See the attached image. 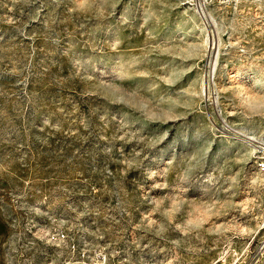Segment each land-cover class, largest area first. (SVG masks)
I'll return each instance as SVG.
<instances>
[{"label":"rangeland","instance_id":"1","mask_svg":"<svg viewBox=\"0 0 264 264\" xmlns=\"http://www.w3.org/2000/svg\"><path fill=\"white\" fill-rule=\"evenodd\" d=\"M0 264H264V0H0Z\"/></svg>","mask_w":264,"mask_h":264},{"label":"bare ground","instance_id":"2","mask_svg":"<svg viewBox=\"0 0 264 264\" xmlns=\"http://www.w3.org/2000/svg\"><path fill=\"white\" fill-rule=\"evenodd\" d=\"M253 139V138H252ZM254 140V139H253Z\"/></svg>","mask_w":264,"mask_h":264}]
</instances>
